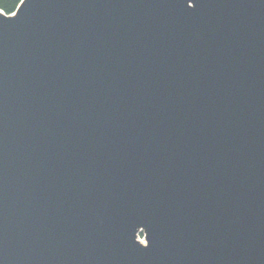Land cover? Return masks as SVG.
I'll return each instance as SVG.
<instances>
[{
	"label": "water",
	"instance_id": "obj_1",
	"mask_svg": "<svg viewBox=\"0 0 264 264\" xmlns=\"http://www.w3.org/2000/svg\"><path fill=\"white\" fill-rule=\"evenodd\" d=\"M0 264H264V0L0 10Z\"/></svg>",
	"mask_w": 264,
	"mask_h": 264
},
{
	"label": "trees",
	"instance_id": "obj_2",
	"mask_svg": "<svg viewBox=\"0 0 264 264\" xmlns=\"http://www.w3.org/2000/svg\"><path fill=\"white\" fill-rule=\"evenodd\" d=\"M22 0H0V10L7 15L13 14Z\"/></svg>",
	"mask_w": 264,
	"mask_h": 264
},
{
	"label": "rangeland",
	"instance_id": "obj_3",
	"mask_svg": "<svg viewBox=\"0 0 264 264\" xmlns=\"http://www.w3.org/2000/svg\"><path fill=\"white\" fill-rule=\"evenodd\" d=\"M139 240H140L141 242H144V244H146L143 232L140 233V235H139Z\"/></svg>",
	"mask_w": 264,
	"mask_h": 264
},
{
	"label": "bare ground",
	"instance_id": "obj_4",
	"mask_svg": "<svg viewBox=\"0 0 264 264\" xmlns=\"http://www.w3.org/2000/svg\"><path fill=\"white\" fill-rule=\"evenodd\" d=\"M142 243H144V242H142Z\"/></svg>",
	"mask_w": 264,
	"mask_h": 264
},
{
	"label": "snow or ice",
	"instance_id": "obj_5",
	"mask_svg": "<svg viewBox=\"0 0 264 264\" xmlns=\"http://www.w3.org/2000/svg\"><path fill=\"white\" fill-rule=\"evenodd\" d=\"M187 2H188V0H187Z\"/></svg>",
	"mask_w": 264,
	"mask_h": 264
}]
</instances>
